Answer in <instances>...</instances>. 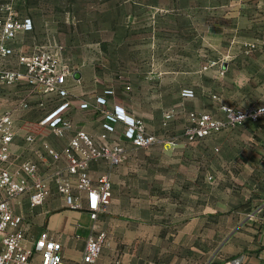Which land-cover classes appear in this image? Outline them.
<instances>
[{"label": "crops", "instance_id": "1", "mask_svg": "<svg viewBox=\"0 0 264 264\" xmlns=\"http://www.w3.org/2000/svg\"><path fill=\"white\" fill-rule=\"evenodd\" d=\"M34 30L17 38L16 55L38 49ZM65 59L81 76L69 79V116L76 129L100 138L103 116L97 98L105 96L108 109L120 106L166 138V143L149 150L128 143L125 159L112 175L111 204L97 221L96 234L105 235V244L97 261L88 264H264V163L257 158L258 153L264 154V120L225 129L203 141L182 140L190 113L208 112V80L201 83L204 93L190 85L170 97L163 74L127 70L130 79L100 46L67 49ZM109 88L115 89L114 95H105ZM185 89L194 95L183 96ZM23 101L27 108H21ZM60 103L58 97L34 91L23 81H0V114L12 111L14 115L11 152L34 160L41 173L52 164L41 142L62 150L72 135L58 138L41 124ZM84 103L89 107L81 108ZM180 104L186 105L183 129L176 109ZM124 127L118 123L111 138H123ZM30 134L40 138L37 144L27 142ZM174 139L176 144L167 142ZM58 164L66 167L63 161ZM90 171L97 178L107 168L92 163ZM19 201L15 212L25 216L30 235L48 230L63 243L66 264H81L86 240L93 233L87 210L68 208L54 184L41 206L31 208L27 196Z\"/></svg>", "mask_w": 264, "mask_h": 264}, {"label": "rangeland", "instance_id": "2", "mask_svg": "<svg viewBox=\"0 0 264 264\" xmlns=\"http://www.w3.org/2000/svg\"><path fill=\"white\" fill-rule=\"evenodd\" d=\"M9 17L33 20L36 50L100 46L130 79L129 70L163 74L170 97L190 85L204 93L208 80V112L217 117L224 104H264V50L253 47L264 41V0H0V18ZM176 109L183 129L186 105Z\"/></svg>", "mask_w": 264, "mask_h": 264}, {"label": "built area", "instance_id": "3", "mask_svg": "<svg viewBox=\"0 0 264 264\" xmlns=\"http://www.w3.org/2000/svg\"><path fill=\"white\" fill-rule=\"evenodd\" d=\"M0 29V81L6 84L23 81L34 91L61 99L59 106L41 124L47 125L58 138L72 133L62 150L47 141L41 142L52 158L50 170L41 173L34 160L21 159L11 152L15 135L14 115L12 111L0 114V264H66L63 243L48 230L31 236L25 216L15 212L22 196L29 198L33 209L45 204L52 194L53 184L68 208L86 209L89 213L93 233L86 240L81 264L95 263L105 244V235L96 234L97 221L111 204L112 175L123 163L128 143L137 149L149 150L166 143V138L151 132L142 119L128 114L124 108L114 106L108 109L105 96L97 98L103 116L100 138L95 139L87 131L76 129L69 116L72 107L69 79H73L76 69L65 59L66 47H43L31 54H19L17 67L9 69L3 62L16 55L15 41L21 34L32 32L34 22L28 17L0 18ZM253 47L256 51L264 50V41ZM126 88L130 89V85L127 84ZM104 93L112 96L115 89H106ZM192 95L194 91L191 89L183 91L185 97ZM20 106L27 108L28 103L23 101ZM80 107L85 109L89 105L84 103ZM220 110V117L210 112H191V122L183 137L190 142L203 141L225 129L264 120V104L248 108L224 104ZM120 122L125 126L123 138H111ZM26 140L35 145L40 138L30 134ZM167 142L176 144L178 141ZM60 161L66 164L65 168L59 166ZM92 163H104L107 171L94 178L90 173Z\"/></svg>", "mask_w": 264, "mask_h": 264}, {"label": "water", "instance_id": "4", "mask_svg": "<svg viewBox=\"0 0 264 264\" xmlns=\"http://www.w3.org/2000/svg\"><path fill=\"white\" fill-rule=\"evenodd\" d=\"M74 77H75L76 79H80L81 76H80V74L75 73V74H74Z\"/></svg>", "mask_w": 264, "mask_h": 264}]
</instances>
